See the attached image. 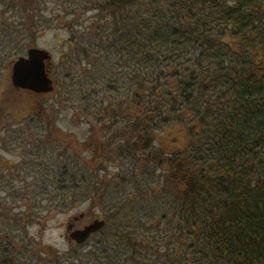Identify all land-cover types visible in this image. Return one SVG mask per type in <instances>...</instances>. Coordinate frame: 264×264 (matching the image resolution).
<instances>
[{"label": "trees", "instance_id": "1", "mask_svg": "<svg viewBox=\"0 0 264 264\" xmlns=\"http://www.w3.org/2000/svg\"><path fill=\"white\" fill-rule=\"evenodd\" d=\"M11 2L0 0V67L10 66L9 60L26 48L18 40L21 31L13 26L17 22L9 23L4 14ZM225 3L137 0L132 7H119L106 2L114 27L96 26L95 39L125 43L124 49L117 47L127 58V64L122 63L125 78L134 87H166L158 97L162 100L168 99L170 79L178 85L180 100L173 98L175 108L154 104L147 108L158 128L172 121L190 128L184 150L165 162L148 156L149 161L169 168L166 184L177 193L179 206L162 213L167 228L161 235L157 211L141 205L134 208L143 213L134 210L125 215L120 202L107 215V222L114 224L98 234L90 250L82 253L78 248L52 258L44 254L46 259L35 253L28 264H186L181 245L174 248L176 253L164 247L168 233L176 244L185 242L187 255L191 250L190 264H264V68L248 59L253 51H264V0H242L234 7ZM130 8L136 11L127 12ZM101 29L107 37L98 36L104 32ZM227 33L241 40L238 51L222 42ZM140 70L149 73L139 75ZM197 92L206 98L203 108H179L180 104L189 107L186 102ZM192 119L196 126L189 122ZM123 139L121 157L141 162L136 152L143 153L147 146L139 144L152 141L153 135L137 127L124 133ZM107 193L105 189L97 193L99 203Z\"/></svg>", "mask_w": 264, "mask_h": 264}, {"label": "rangeland", "instance_id": "2", "mask_svg": "<svg viewBox=\"0 0 264 264\" xmlns=\"http://www.w3.org/2000/svg\"><path fill=\"white\" fill-rule=\"evenodd\" d=\"M107 1L109 0H40L37 6L40 9L38 13L41 16L36 17V22L35 16H28L26 10L25 13L23 12L24 14L22 13V7L24 8V6L18 1L12 0V4H10L11 8L5 10L4 14L5 17L8 18L9 23L17 22V24L15 23L13 26L18 27L21 31L18 39L20 45L28 46L29 43L32 44L36 41L41 48H44V50L47 49V51L49 50L53 56V62L56 63L55 86L58 91V96L56 99V95H54V101H51L50 104L53 108H56L54 106H58L56 109L57 119L61 122L63 130H72L83 139L90 134L89 127L93 125L95 126V147L99 145L100 149L102 144L108 148L111 143L112 149H115V151L117 150V152L120 148L119 146L126 143L125 140H122L121 136L123 135L124 137V133L137 129V127L145 129L146 132L151 130L152 135L154 134V136H156L152 141H143L139 144L140 146L144 144L148 146V148H150V144L154 145L152 150H144L143 153L139 150L136 152V157H138L141 162L123 157L120 158V160L118 159L114 164L110 163L111 165L107 162L106 166L103 167L104 170L101 171L98 176L102 178V175H104L105 181H110L112 179V177H109L110 174H118L113 181L115 188H111V191L105 189L108 193L104 197L103 203L101 202L98 205L96 204V207H92L88 202L83 203V205L81 202L77 208L67 206L58 208L51 206V208L48 207L51 203H49V205L47 203L48 206L46 205V207L42 209H32L37 213V216H35V213L31 214V220L28 221L26 225L24 224L20 232H15V234L17 233L16 237L19 239V242L16 241L15 246H18V244L21 246L15 247L16 251L13 256L14 264H28L29 259L32 258L31 256H34L35 253H39L38 251L43 255L42 258L46 259L45 255L51 258L54 255L65 256L78 248H81L80 250L82 253L90 250L91 246L94 245V241H97L99 237L98 233H94L92 239L86 242L82 247L77 246L76 241L71 237L70 239L72 242H69L66 238L68 221L75 217L79 218L82 214H85V218L80 221L79 225L92 223L96 219L106 220L107 222V215L111 214L114 211L113 209L121 206L120 202L123 203L122 214H128L130 212L131 215L134 210L136 212L142 211L143 213L141 208L134 207H140L141 205L144 207L147 206V209L152 208V210L157 211L155 222L157 223V228L161 227L162 235L163 229L167 228L166 224H164L165 221H162V213H171L179 206L176 198L177 193L174 189L170 191L166 184L169 168H167L165 164L162 166L157 165V161L162 158L165 162L166 158L173 156H167L172 153V151L179 152L184 150L187 146L190 128L187 127L186 123L175 121L162 123L158 128L156 127V120L153 114L148 109L149 104H154L156 107L160 105L159 108H175V106L173 107L171 104V102L174 101L171 96L168 95L167 100L158 98L166 87L156 85H150L151 87H155H149L148 89L144 88L142 85L141 87H134L132 81H128L127 78H125L124 81L121 80L122 74L124 75L125 73L122 72L121 69L122 63L126 65L127 58L125 59V57H122V51L120 53L119 49L112 48L110 55L100 52L97 57L94 56V58L101 63V65H98L96 59L93 62L95 64L74 62L73 58L77 56L73 53L74 48L70 49L68 44L67 46L64 44L65 41L74 40L73 32H71L73 28H77L78 31H81L83 28L86 29V26H92L93 24L95 27L101 25L108 29L109 27L110 29L113 28V20H109L106 14L108 11V8L105 7ZM162 1L167 2L169 0ZM240 1L242 0H226L225 4L228 7H234L240 4ZM132 5L127 7H132ZM53 11H55V13ZM128 11L133 13L136 10L130 8L127 12ZM22 15L25 18H23ZM142 20L144 21V18H142ZM47 23L51 24L48 25ZM22 24H24L25 27H23ZM102 33L106 36L105 31ZM215 34L218 35V29H216ZM221 39L227 46L238 51L239 48L237 43L241 41L238 37L236 38L232 33H227V35H224ZM14 44L16 45V43ZM24 55H26V51L20 55H12L13 57L9 60L8 64L11 66L13 61ZM99 56L103 57L100 59L98 58ZM83 59L87 60V57L84 56ZM248 59L264 68V51L261 48H259L258 51H253ZM131 70L134 72V75L138 74L137 70ZM99 72L103 73L102 75H105L104 72H106L108 75L106 74L103 78L97 77ZM148 73L149 72L146 70L139 71V75L142 74L147 76ZM127 74L133 75L128 72ZM10 75L11 67H9V65L0 67V108H4L5 112H7L0 117V123L2 122L0 127L8 122L18 121L19 119L25 120L27 112L25 108H30V103L37 106V102L32 101L30 95L28 96L22 91H13L10 88ZM67 75L69 76L67 77ZM166 77L168 76L166 75ZM163 80L167 81L169 78H163ZM160 83L163 84L164 81ZM92 89H95L96 92L91 93L90 90ZM99 89H102L105 93L109 91V93L104 95L105 93L97 91ZM152 89L155 91L154 93ZM176 89H178V85H176L174 80L171 81L170 79V87L167 90V94L171 91L172 94L175 95L174 98L180 100L178 95H176ZM134 92H138L136 96L138 99L135 98ZM125 93L126 95L124 96ZM103 100L105 102H102ZM205 100L206 98L202 95H198L197 92V94L192 95L189 101L186 102L189 107L184 105L181 106L180 104L179 108H203ZM102 104L105 105V108L101 106ZM140 105L146 108H140ZM88 106L90 107L87 108ZM36 116L37 118H35V120L40 119L38 115ZM189 122L192 126H196L195 124L197 121H194V119L189 120ZM1 131L2 130H0V133L2 134H0V136L6 137L7 130ZM97 142L99 144H97ZM95 150L96 152L98 151L97 147ZM148 156L158 160L154 162L149 161ZM6 158L5 154L4 159L6 160ZM99 163L100 160L96 158L95 168L99 167ZM151 172L153 173L152 176H150ZM124 180H126V182ZM146 185L148 186L146 187ZM183 187H185V185L181 188ZM181 188L180 190H182ZM99 192L100 191H95V200L99 199V195H97ZM62 196L65 197V190L62 191ZM143 199H145V201H143ZM56 200L58 201V199L53 197L52 203L55 204ZM139 200L142 202L141 204H138ZM16 212H18V210H16ZM40 216L46 219L37 221ZM118 217H120V215H118ZM118 222L119 219H115V224ZM112 223L114 224V222ZM112 223L107 222L104 229L109 227L110 224L112 225ZM161 231L158 230V232ZM6 234L7 233L4 235L6 236ZM156 234L159 235L157 232ZM163 239H165L163 242L164 247L172 253H176L174 248L178 247V245H181V247L183 246L182 248L178 247L180 254H184L187 258L186 264H190L188 263V258L189 256L191 257V250L187 255L188 252L184 251V241L176 244L170 233ZM0 242L2 243V241ZM26 244L29 248L25 247ZM147 244L149 245V243ZM154 244L155 243L152 242L150 246ZM195 246H197V244ZM37 259V256L33 258L34 261Z\"/></svg>", "mask_w": 264, "mask_h": 264}, {"label": "flooded vegetation", "instance_id": "3", "mask_svg": "<svg viewBox=\"0 0 264 264\" xmlns=\"http://www.w3.org/2000/svg\"><path fill=\"white\" fill-rule=\"evenodd\" d=\"M15 1L23 4V6L25 5L27 15L35 16V22L36 17L41 16L38 13L40 9L37 6L40 0ZM53 12L55 13V11ZM86 27L81 31L73 28L71 32H73L74 40L64 42L65 46L68 44L70 49L74 48L73 53L77 55L73 58L74 62L95 64L93 63L96 59L94 56L97 57L98 53L103 52L110 55L112 48L117 49L121 46L124 49L123 45L125 43L122 41L96 40L94 24ZM101 34L104 33H99L98 36ZM25 47L23 52L26 51V55L24 57L28 56L30 49H44L36 41L32 44L29 43L28 46L25 45ZM49 53L51 54L50 51ZM84 56L87 57V60L83 59ZM102 57L99 56L98 58L101 59ZM96 62H98L97 59ZM55 65L52 55L50 59L45 60L46 72L56 85ZM102 74L99 72L97 77L103 78ZM121 80H125V73L122 74ZM10 84L13 91H22L28 96L30 95L32 101L37 102V106L30 103V108H25L27 111L25 120L19 119L18 121L8 122L0 127L1 132L7 130L6 137L0 136V241H2V243L0 242V262H6V264H14L15 243L16 241L19 242L16 235L22 230L24 224L26 225L31 220V214L35 213L32 209H42L46 207L47 203L48 205L51 203V205H47L48 207L67 206L77 208L81 202L82 205L88 202L92 207H96L99 202L95 200V191L102 189L111 191V188H115L113 181L118 174H110L109 177H112L110 181H105L104 175H102L104 178L98 175L104 170L103 167L106 166L107 162L111 165L122 158L125 144L119 146L118 152L112 149L111 143L108 148L101 144L99 149V145H97L98 151L96 152L95 126L90 125V134L83 139L72 130H63L61 122L57 119L56 109L58 106L53 108L50 104L51 101H54V95H56V99L58 96L55 85V90L51 93L38 94L29 89H17L12 83L11 75ZM90 91L91 93L96 92L95 89ZM97 91L105 93L102 89ZM169 95L172 99L174 98L171 91H169ZM101 106L105 108L104 104ZM140 108L146 107L141 106ZM5 113H7L5 109L0 108V117ZM36 115L40 119L35 120ZM154 137L156 136L153 134V139ZM121 138L124 140L122 136ZM97 144L99 143L97 142ZM153 146V144H150V148L147 146L146 150H152ZM4 153L7 157L6 160L4 159ZM174 153L175 151H172L167 156ZM96 158L100 160L97 168H95ZM124 181L126 182V180ZM63 190H65V197L62 196ZM53 197L58 199L55 204L52 203ZM35 216H37V213H35ZM84 218L85 214H82L79 218L75 217L68 221L66 238L69 242H72L70 239L72 233L91 224L79 225ZM41 219L46 218L40 216L37 221ZM15 232L17 233L15 234ZM5 233H7L6 236ZM18 246L20 245L18 244ZM38 252L40 253V251Z\"/></svg>", "mask_w": 264, "mask_h": 264}, {"label": "water", "instance_id": "4", "mask_svg": "<svg viewBox=\"0 0 264 264\" xmlns=\"http://www.w3.org/2000/svg\"><path fill=\"white\" fill-rule=\"evenodd\" d=\"M113 4L129 6L136 0H110ZM27 57H20L13 62L12 82L18 89L31 90L38 94H47L54 91L53 80L46 72L45 60L50 59L48 51L33 48L30 49ZM106 226L105 220L96 219L81 230L71 234V238L77 244H84L90 236L99 232Z\"/></svg>", "mask_w": 264, "mask_h": 264}]
</instances>
